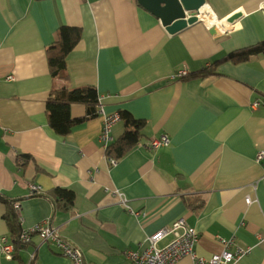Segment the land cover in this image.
Listing matches in <instances>:
<instances>
[{
  "label": "crops",
  "instance_id": "crops-1",
  "mask_svg": "<svg viewBox=\"0 0 264 264\" xmlns=\"http://www.w3.org/2000/svg\"><path fill=\"white\" fill-rule=\"evenodd\" d=\"M205 5L217 23L200 12L197 22L170 34L138 0H0V238L10 236L5 214L18 203L22 230L49 220L85 264H130L126 251L145 248L149 235L184 217L199 233L200 255L221 252L223 236L231 250L249 251L233 264H264V159L256 160L264 150V54L224 62L214 75L172 78L263 41L264 0ZM62 25L82 29L67 80L51 76L46 55ZM86 85L97 89L99 109L146 121L141 142L114 165L99 138L101 114L67 136L49 124L51 91ZM85 113L84 104L71 105L72 117ZM124 131L121 119L114 141ZM164 134L169 145L148 148ZM56 187L75 194L73 213L54 210L46 194ZM33 251L37 264H73L37 235L19 259L0 252V264H26ZM192 263L184 257L178 264Z\"/></svg>",
  "mask_w": 264,
  "mask_h": 264
},
{
  "label": "trees",
  "instance_id": "trees-1",
  "mask_svg": "<svg viewBox=\"0 0 264 264\" xmlns=\"http://www.w3.org/2000/svg\"><path fill=\"white\" fill-rule=\"evenodd\" d=\"M82 38V29L76 26L62 25L57 32V39L47 49V61L50 74L52 77L67 80L69 73L67 71V58L74 50L78 42ZM264 54V40L249 47L234 50L222 58L215 60L209 67L202 71L189 73L182 77H206L217 73L218 67L224 62H232L234 64L249 62L254 56ZM73 103H81L86 106V113L82 117H72L71 105ZM98 92L94 86L86 85L79 88L70 89L63 87L51 91L46 102V113L49 124L54 131L61 135L67 136L77 124L87 119L97 117L99 115ZM121 119L125 121V131L121 137L111 142L106 147V155L109 158L119 160L137 146L143 138V128L146 121L137 119L130 112L120 111ZM26 159V155H21ZM25 166V165H23ZM46 197L52 202L54 210H60L65 213H73L76 204V196L66 188L56 187L46 194ZM202 203L200 208L203 207ZM187 205L191 209L193 203L187 200ZM5 219L10 228V238L15 246L14 258H20V251L26 245L20 242L22 226L20 218L15 211L14 204L8 205V211Z\"/></svg>",
  "mask_w": 264,
  "mask_h": 264
},
{
  "label": "built area",
  "instance_id": "built-area-1",
  "mask_svg": "<svg viewBox=\"0 0 264 264\" xmlns=\"http://www.w3.org/2000/svg\"><path fill=\"white\" fill-rule=\"evenodd\" d=\"M201 12V11H200ZM200 12H198V17ZM200 19V17H199ZM186 69L180 70L174 74L172 78H182L188 75ZM9 79H13L10 76ZM255 106L258 102L254 103ZM99 114L102 116V126L100 132V140L104 147H107L114 141L112 135L113 126L116 122L121 120L119 112L106 113L103 109H99ZM170 137L166 134L152 137L147 146L149 149L154 150L161 146L170 144ZM264 159V150L257 153L256 160L261 161ZM112 165L116 164V160L109 158ZM31 189L34 192H42L40 185L31 184ZM119 196L120 203L128 208L134 215H139L138 212L132 210L129 205L128 198L120 191L116 190ZM247 203H251L250 197L246 199ZM15 211L19 210L18 203L14 205ZM39 236L40 240L44 243L53 245L58 249V252L70 258L73 264H85L82 251L73 243H70L60 237L58 228L53 226L49 220L36 223L28 229H23L20 235V242L28 245L32 242L33 236ZM171 239L165 245H160L167 237ZM218 239L223 244L221 252L214 253L209 257H204L196 251V244L199 240V233L195 227L188 224L184 217H180L172 224L156 230L154 233L147 237V245L143 249H130L125 252L130 264H178L184 257H191L192 264H233L241 256L247 254L248 249L236 247L231 250L232 240L223 236H218ZM0 252L7 259H13L15 253V246L9 237L4 235L0 238ZM26 264H37L36 252L30 254Z\"/></svg>",
  "mask_w": 264,
  "mask_h": 264
},
{
  "label": "water",
  "instance_id": "water-1",
  "mask_svg": "<svg viewBox=\"0 0 264 264\" xmlns=\"http://www.w3.org/2000/svg\"><path fill=\"white\" fill-rule=\"evenodd\" d=\"M140 5L160 18L162 25L170 34H174L199 20L198 12L205 6L206 0H138ZM240 16L236 13L226 19L233 22Z\"/></svg>",
  "mask_w": 264,
  "mask_h": 264
},
{
  "label": "bare ground",
  "instance_id": "bare-ground-1",
  "mask_svg": "<svg viewBox=\"0 0 264 264\" xmlns=\"http://www.w3.org/2000/svg\"><path fill=\"white\" fill-rule=\"evenodd\" d=\"M200 17L211 25L218 22L217 17L209 10L206 5L201 8Z\"/></svg>",
  "mask_w": 264,
  "mask_h": 264
}]
</instances>
